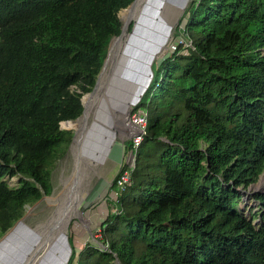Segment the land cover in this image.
<instances>
[{"label": "trees", "instance_id": "trees-1", "mask_svg": "<svg viewBox=\"0 0 264 264\" xmlns=\"http://www.w3.org/2000/svg\"><path fill=\"white\" fill-rule=\"evenodd\" d=\"M133 1L0 0L2 234L52 193L73 139L60 123L82 114ZM184 17L192 47L153 66L135 106L147 134L117 189L126 143L103 247L86 243L68 264H264V193L245 212L264 173V0H191Z\"/></svg>", "mask_w": 264, "mask_h": 264}, {"label": "rangeland", "instance_id": "rangeland-1", "mask_svg": "<svg viewBox=\"0 0 264 264\" xmlns=\"http://www.w3.org/2000/svg\"><path fill=\"white\" fill-rule=\"evenodd\" d=\"M165 1L167 7L169 6V10H175L178 7V5L177 7H175L176 4H181L183 0ZM190 1L191 0L188 1V4ZM185 9L181 11L179 15L177 13L175 17L177 23L175 21L176 24L174 23L175 25L171 27V36L166 42V47L163 48L160 51V54L149 63L150 67L149 64L147 66L144 63L143 60H145V57L143 55L142 57H136L130 65L126 63L123 68H121L120 65L119 67H114L113 73H111L112 76L110 75L111 78H109L107 83V91L110 95L109 106H114L113 108H117L115 112L112 113V111L105 112V110L107 109L105 107L104 112L107 114V116L112 115L111 119L113 120V124L112 126L106 128H100L95 125L91 126L86 143V152L93 155L90 157L93 162H91V165L87 170V188L90 189L105 179L109 182V184L107 185V181L105 180L106 183L102 186V188L98 187L100 190L95 189L96 192L94 191L91 195L87 193V197L83 200L82 207L80 208L83 219L81 216L77 215L69 222V232L67 236L64 237L67 238L63 240L65 242V248H67L63 249V252L66 253V261L69 260L73 250L79 252L86 243H93L97 246L103 247V243L100 240L101 225L105 220L107 214L116 208V188L114 189L112 185L115 177L119 172L121 162L125 157L126 143L130 141V134L128 130L131 131V127L129 124H127V127H124L122 123L125 112V104L128 100L134 101L132 106H130L129 108V112H131L132 108L139 102L141 94L148 87L152 77L154 76L153 66L157 64V62H160L162 59H164V57L172 53L173 45L177 47V50L178 48H181V51H186V44L189 43L186 41L182 33L184 24L186 22V18H183ZM124 10H122L121 14L119 13V16H122ZM165 11L166 13H169L168 9H166ZM170 15V13L169 15H164L165 22L166 16L167 19H169L171 18ZM132 29L133 23L129 26V30L131 31ZM117 70L121 71L117 72ZM99 104H101V102ZM101 107L104 106H100L98 114L100 116H104V114L101 112ZM71 131L73 132L74 136V130ZM72 143L73 142H71L64 155H62L55 162L51 174L53 186L52 193L45 195L37 203L26 207L25 214L14 224V226H16L19 221L21 222L22 219L24 220V224L20 223L14 231V234L11 235L8 240L3 241L4 237L8 234V232L11 231L14 226L4 234L0 232V264H20V260L26 257V250L30 246V244L28 243L29 238L31 239L32 237H29L27 230H25L24 233H22V230L24 229V227L28 229L34 228L37 225L39 226L41 223H44L49 218V216H51L54 206H50L51 203L48 198L50 196L57 195L63 189V184L66 183V178L72 173L74 169V158L71 151ZM263 177L264 173L260 176L257 183L249 187L247 193L245 194L246 202L248 203L249 207L245 211L246 214H249L250 208H254V210L258 209V202L254 200L253 195L256 192L264 193V185L259 189L255 187V185H257ZM75 178H77V176H75ZM7 180L11 186L17 185L18 183L17 176L10 178L8 177ZM79 180L80 176L75 181L77 182V185L79 183ZM102 189L104 191H102ZM67 191H69V189L64 188L62 190V196L69 194L67 193ZM2 241L4 244L2 243ZM61 241L62 240L57 242ZM57 242L54 243L53 248L59 246ZM51 254L52 249L41 264H51ZM66 264H68V262Z\"/></svg>", "mask_w": 264, "mask_h": 264}, {"label": "bare ground", "instance_id": "bare-ground-1", "mask_svg": "<svg viewBox=\"0 0 264 264\" xmlns=\"http://www.w3.org/2000/svg\"><path fill=\"white\" fill-rule=\"evenodd\" d=\"M188 1L189 0H183V3L176 4L175 7L178 5L177 9L169 10V6L167 7L165 0H136L132 7L125 9L122 16L120 15L123 24H125V30L119 38L114 39L111 43L106 69L100 77L95 92L93 94H86L83 97L85 105L84 114L77 120H69L63 126L61 123L63 129L74 130L75 132V138L71 146L74 158V169L66 178V183L63 184V189L68 188L69 191H67V193L69 194L62 196V189L57 195L50 196L48 198L51 203L50 206H54L51 216H49L44 223H41L39 226L37 225L38 227L35 226L37 228L26 229V227H24L23 230L21 229L22 233L27 230L29 237H32L31 239L29 238L28 243L30 246L26 250V257L20 260V264H41L51 249V264H66L69 262L66 261V253L63 252L65 248V242L63 240L67 238L64 237L67 236L69 232V222L77 215L82 217L80 208L82 207L83 200L87 197V193L91 195L95 189L100 190L98 187L102 188L106 183L105 179L96 186L90 189L87 188V170L91 162H93L90 158L93 155L86 152V143L91 126L95 125L100 128H106L113 124V120L111 119L112 115H108L110 116L108 117L105 113L106 111H112V113H114L117 108L116 106V108H113L114 106H109L110 95L107 91V83L109 78H111L110 75L112 76L111 73H113L114 67L116 68V66L119 67L120 65L121 68H123L126 63L130 65L136 57H142L143 55L145 57L143 61L148 66V64L160 54V51L166 47V42L171 36V27L177 23L175 17L177 13L179 15L181 11L186 8ZM166 9H168L171 14V18L167 19L166 16L165 22L164 15H169V13H166ZM132 23L133 29L130 31L129 26ZM118 70L117 72L121 71ZM100 102L101 104H99ZM133 102V100H128L125 104V112L122 120L124 127H127V115ZM100 106H104L101 107V112L105 117L98 114ZM105 107L107 109L104 112ZM75 176H77V178L80 176L78 185L77 182H75L77 179ZM108 184L109 182L107 181V185ZM263 185L264 177L255 187L259 189ZM102 191L104 190L102 189ZM23 222V219L21 222L19 221L16 226L8 232L3 241L8 240V238L14 234L18 225ZM60 240L62 241L57 242ZM56 242L59 246L53 248Z\"/></svg>", "mask_w": 264, "mask_h": 264}, {"label": "built area", "instance_id": "built-area-1", "mask_svg": "<svg viewBox=\"0 0 264 264\" xmlns=\"http://www.w3.org/2000/svg\"><path fill=\"white\" fill-rule=\"evenodd\" d=\"M186 44V51H181L182 53H188L189 47H192V43L188 42ZM172 53L177 50L175 45L172 46ZM72 89H77L76 85L71 86ZM128 124L131 127V131L128 130L130 134V143H131V150L128 153L126 159L127 167L119 174L118 178L116 179V186L117 189L124 188L127 184L131 182L132 173L136 166V154L137 151L142 144L145 135L147 134V126H148V113L145 110H136L135 106L132 108V111L129 112L128 115ZM122 166V164H121ZM117 197V192H116ZM117 208L112 210V212H116Z\"/></svg>", "mask_w": 264, "mask_h": 264}, {"label": "water", "instance_id": "water-1", "mask_svg": "<svg viewBox=\"0 0 264 264\" xmlns=\"http://www.w3.org/2000/svg\"><path fill=\"white\" fill-rule=\"evenodd\" d=\"M136 2V0H134L127 8H130V7H132L133 5H134V3ZM127 8H125V9H127ZM122 10H124V9H122ZM121 10V11H122ZM120 11V12H121ZM119 12V13H120ZM119 18H120V20H121V22H122V19H121V17L119 16ZM125 30V24H122V31H121V33L118 35V36H116V37H114L112 40H111V42H110V46H109V50H108V54H107V57H106V59H105V61H104V64H103V67H102V69H101V71H100V73L98 74V77H97V81H96V84H95V86H94V88L92 89V91H90L89 93H86V94H93L94 92H95V90H96V87H97V85H98V82H99V80H100V77H101V75L103 74V72L105 71V69H106V65H107V61H108V58H109V53H110V47H111V43L113 42V40L114 39H117V38H119L121 35H122V33H123V31ZM153 78V77H152ZM152 80V79H151ZM147 89V88H146ZM145 89V90H146ZM145 90H144V92H145ZM143 92V93H144ZM143 93H142V95H143ZM85 94V95H86ZM85 95H83V97L85 96ZM142 95H141V97H142ZM83 97H82V103H83V106H84V109H83V112H82V114L78 117V118H80L83 114H84V111H85V105H84V102H83ZM141 97H140V99H141ZM139 99V100H140ZM77 118V119H78ZM77 119H75V120H77ZM69 121V120H68ZM60 125H61V123H60ZM62 128V127H61ZM63 129V128H62ZM74 138H75V135L73 136V140H72V142L74 141ZM45 195H47V194H45L44 193V195H43V197L45 196ZM42 197V198H43ZM41 198V199H42ZM40 199V200H41ZM12 228V227H11Z\"/></svg>", "mask_w": 264, "mask_h": 264}, {"label": "crops", "instance_id": "crops-1", "mask_svg": "<svg viewBox=\"0 0 264 264\" xmlns=\"http://www.w3.org/2000/svg\"><path fill=\"white\" fill-rule=\"evenodd\" d=\"M130 142V141H129ZM124 160V159H123ZM123 160H122V162H123ZM122 162H121V164H122ZM120 168H121V166H120ZM120 168H119V170H120Z\"/></svg>", "mask_w": 264, "mask_h": 264}]
</instances>
